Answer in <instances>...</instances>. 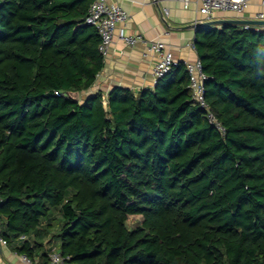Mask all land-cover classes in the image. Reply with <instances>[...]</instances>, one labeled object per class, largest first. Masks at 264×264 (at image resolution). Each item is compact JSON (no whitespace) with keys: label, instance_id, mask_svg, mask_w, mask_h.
Listing matches in <instances>:
<instances>
[{"label":"trees","instance_id":"1","mask_svg":"<svg viewBox=\"0 0 264 264\" xmlns=\"http://www.w3.org/2000/svg\"><path fill=\"white\" fill-rule=\"evenodd\" d=\"M92 1L0 0V237L34 264H264V25L197 29L221 134L183 62L82 98Z\"/></svg>","mask_w":264,"mask_h":264},{"label":"crops","instance_id":"2","mask_svg":"<svg viewBox=\"0 0 264 264\" xmlns=\"http://www.w3.org/2000/svg\"><path fill=\"white\" fill-rule=\"evenodd\" d=\"M111 1L126 9L130 18L117 27L109 53L104 57V67L95 85L85 92L87 95L98 90L108 93L114 87L134 91L155 87L157 82L154 68L158 61L157 55L148 54L144 43L127 45L121 38L124 34L142 33L147 40H162L179 61H194L199 58L196 48L193 47L196 32L200 27L209 26H201V23L206 22L205 16L199 13L196 4L185 8L179 0ZM260 12H264L261 0H251L244 12L216 11L213 20L257 19ZM21 256L8 244L0 241V264H34L23 261Z\"/></svg>","mask_w":264,"mask_h":264},{"label":"built area","instance_id":"3","mask_svg":"<svg viewBox=\"0 0 264 264\" xmlns=\"http://www.w3.org/2000/svg\"><path fill=\"white\" fill-rule=\"evenodd\" d=\"M185 8H190L192 4H196L199 13L205 16V21L213 20L216 11H231L236 13L244 12L249 6L251 0H179ZM264 7V0H261ZM168 13V10L166 9ZM130 18L129 12L118 3L111 0H93L87 15L85 23L95 27L99 36V51L105 57L109 53L111 44L114 41L115 32L119 25L125 24ZM257 19H264V12H260ZM246 28L249 24L244 25ZM122 40L127 44L134 46L138 43H144L146 52L153 53L158 57V61L154 68V78L158 82L160 78L165 76L171 68L183 62L189 76V87L192 91L193 100L206 110V116L211 124L221 133L226 132L225 125L216 117L206 101V82L209 76L204 71L202 61L197 58L194 61H179L175 58L172 50L162 40H147L142 33L124 34ZM193 47L195 44L193 43ZM3 244L7 241L0 237ZM25 262H31L26 256H21ZM48 264H74L70 261V256H64L59 250H52L49 254Z\"/></svg>","mask_w":264,"mask_h":264},{"label":"water","instance_id":"4","mask_svg":"<svg viewBox=\"0 0 264 264\" xmlns=\"http://www.w3.org/2000/svg\"><path fill=\"white\" fill-rule=\"evenodd\" d=\"M238 24V25H264V19H219V20H211L201 23V26H213V25H223V24ZM71 97L75 100L80 99V93L78 91L71 92Z\"/></svg>","mask_w":264,"mask_h":264},{"label":"rangeland","instance_id":"5","mask_svg":"<svg viewBox=\"0 0 264 264\" xmlns=\"http://www.w3.org/2000/svg\"><path fill=\"white\" fill-rule=\"evenodd\" d=\"M85 95H87L85 92L82 93V98H84ZM140 218H141V217H138V216H131V217L129 218V221H128L129 226H130V227L135 226V225L141 220Z\"/></svg>","mask_w":264,"mask_h":264}]
</instances>
